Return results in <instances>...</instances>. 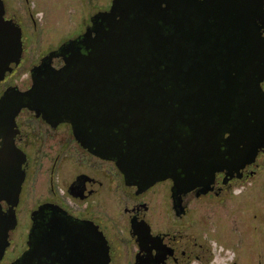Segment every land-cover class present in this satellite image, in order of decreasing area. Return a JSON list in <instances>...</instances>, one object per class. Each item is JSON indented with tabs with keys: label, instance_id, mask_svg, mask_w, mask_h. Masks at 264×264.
<instances>
[{
	"label": "flooded vegetation",
	"instance_id": "obj_1",
	"mask_svg": "<svg viewBox=\"0 0 264 264\" xmlns=\"http://www.w3.org/2000/svg\"><path fill=\"white\" fill-rule=\"evenodd\" d=\"M86 1L88 6L98 1L102 5L79 30L46 48L20 83H12L22 63L24 37L2 0L4 18L21 30L22 53L18 65L0 80V99L15 91L25 94L34 83L47 94L36 110L27 108L29 97L14 99L19 109L13 124L0 129V210L15 216L0 264H85L92 247H83L82 241L94 243L96 233L108 249L109 264H216L217 249L212 244L217 242L200 233L211 220L198 216L193 224L192 211L201 212L202 204L226 207L230 194L240 193L254 176L253 168L264 150L238 172L223 170L212 176L202 172L203 139L184 126L185 114L177 113L181 104L187 107V97L172 77L179 63L172 61L170 53L184 50L183 38L194 33H189L187 20L192 5L184 0L147 4L123 0L118 5L121 12L112 19L106 14L114 0ZM196 1H192L195 8ZM198 1L201 10L203 1ZM126 9L131 10V22L136 19L140 39L111 43ZM261 22L264 27V0ZM112 24L115 28L109 27ZM126 25L122 23L121 28ZM170 36H174L172 44ZM112 44L116 46L109 57L118 56V76H108L114 71L106 63ZM204 72L209 69H200L199 79ZM200 83L203 80L195 81V92ZM260 86L264 92V80ZM54 91H63L66 97L58 94L56 100ZM206 91L220 94L217 83ZM128 106L130 112H126ZM202 110L206 109L200 105ZM193 137L200 140L192 146ZM104 147L111 149L107 152ZM178 152L201 166L185 172L183 164L176 162ZM12 157L20 165L17 173L9 170L7 160ZM124 158L133 162L130 170H122L120 159ZM172 169L181 180L198 184L190 189L175 186L169 176ZM17 186L14 202L10 193ZM25 212L27 218L21 222ZM19 228H24L23 240L16 251L12 235ZM97 244L94 264H101V259L103 264L101 243ZM12 250L16 252L9 254Z\"/></svg>",
	"mask_w": 264,
	"mask_h": 264
},
{
	"label": "water",
	"instance_id": "obj_2",
	"mask_svg": "<svg viewBox=\"0 0 264 264\" xmlns=\"http://www.w3.org/2000/svg\"><path fill=\"white\" fill-rule=\"evenodd\" d=\"M122 1H113L110 12L106 14L107 18L113 19L121 12L118 5ZM142 1L140 0V2ZM149 1L145 0L146 4ZM184 1L187 6L192 5L193 8L192 14L187 11V20L190 21L188 28L192 29L189 33L193 31L194 33L187 34V39L183 38L181 44H186L184 50L178 49L170 52L172 61L179 63L176 65L177 72L172 77L180 82L179 89L185 92L186 96L184 97H187L185 102L187 107L183 108L182 104H179L180 109L177 113L183 112L186 116L182 120L184 126L193 131L194 135L197 132L203 139L202 157L206 160L201 169L204 174L212 176L215 172L223 170L238 172L243 166L254 162L259 150H264V92L260 86L264 80V27L261 22L263 0H202L201 10L198 8L200 4L198 0L196 8L193 5V0ZM126 2L130 4L131 0H126ZM177 11L180 12L179 8ZM130 12L131 10L126 9L125 13L120 15L121 25L117 27L119 32L116 31L112 34L111 43L120 45L128 38L132 39L133 43H137L140 39V34H137L136 30V19L131 22ZM122 23H127V25L121 28ZM198 23L201 24V27H198ZM109 27L115 28V25L112 24ZM117 37H119L118 41L115 40ZM173 39L174 36H170L168 43L172 44ZM114 44L107 48V67L114 68V71L108 76H118L120 73L118 56L109 57L110 49L116 46ZM21 53V30L12 21L4 18V6L0 0V80L18 65ZM175 54L176 56H174ZM200 61L202 62L200 63ZM206 67L209 72H204L199 79V70ZM206 79L207 82H205ZM210 79L211 82H209ZM185 80L186 82H184ZM196 80H203V83H200V87H198V92H195ZM215 83L219 86L220 94L206 91L208 85ZM182 84L184 87L181 88ZM36 86L34 83L25 94L15 91L5 94L0 99V114L5 115L4 117L0 116L2 131L10 128V125L13 124V117L19 109L15 105L19 97H29L30 103L26 106L35 110L39 107L40 98L46 101L47 93L44 90L40 91ZM191 92L193 95L189 96ZM40 93H42L41 97ZM58 94L66 97L65 92L54 91V99ZM129 99H131V95ZM216 103H219L218 109L215 107ZM200 105L206 110L200 111ZM126 108V112L131 111L129 106ZM178 117L180 119V115ZM181 117L184 116L181 114ZM174 120L175 118L172 117V121ZM199 140V138L193 137L190 144L193 146ZM211 141H214V145L211 144ZM186 143L188 141L184 144ZM207 143L209 146H206ZM222 147H224V153L221 151ZM10 149L13 151L12 143ZM110 149V147H104L102 150L108 152ZM182 153H177L178 160L176 162L183 164L182 168L185 172H191L198 164L200 165L195 158L192 159ZM128 159H120L123 171L130 170L133 165V162ZM185 160L186 163H184ZM7 161L10 172H19L20 165L13 161V157L12 160ZM169 176L178 187L184 186V188L190 189L198 184L191 179L181 180L179 176L176 177L175 169L171 170ZM21 181L20 177L17 181L18 186ZM18 186L12 187L14 190L10 193V199L13 198L14 202L17 198ZM14 226V213L3 215L0 210V258L8 245V231L12 230ZM82 242L83 247L85 245L92 247L90 255H87L84 260L85 264L96 262V254L93 251L98 249L97 243H101L103 264H109L108 249L97 233L94 243L88 239H84Z\"/></svg>",
	"mask_w": 264,
	"mask_h": 264
},
{
	"label": "rangeland",
	"instance_id": "obj_3",
	"mask_svg": "<svg viewBox=\"0 0 264 264\" xmlns=\"http://www.w3.org/2000/svg\"><path fill=\"white\" fill-rule=\"evenodd\" d=\"M3 1L8 16L15 17L24 37L22 63L12 83H20L22 75L27 74L31 64L46 48H51L79 30L88 15L102 5L98 1L88 6L86 0ZM255 164L257 168H253L254 176L242 186L240 193L236 190L230 194L226 207H206L202 204L201 212L192 211L193 224L198 216L211 220L206 221L208 223L203 225L200 233L217 242L212 244L217 249L216 264H264V155ZM26 218L27 212L21 213V222ZM23 229H17L12 235L13 241L17 243L13 245L16 251L23 240ZM193 233H196L194 228ZM16 251L12 250L9 254Z\"/></svg>",
	"mask_w": 264,
	"mask_h": 264
}]
</instances>
